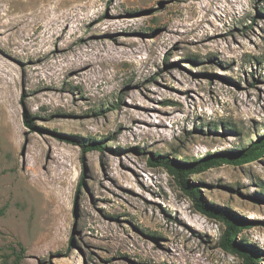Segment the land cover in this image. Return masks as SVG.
<instances>
[{
  "label": "rangeland",
  "instance_id": "374dc122",
  "mask_svg": "<svg viewBox=\"0 0 264 264\" xmlns=\"http://www.w3.org/2000/svg\"><path fill=\"white\" fill-rule=\"evenodd\" d=\"M263 134L264 0H0V264H245L150 159ZM188 180L264 264V154Z\"/></svg>",
  "mask_w": 264,
  "mask_h": 264
},
{
  "label": "trees",
  "instance_id": "16d2710c",
  "mask_svg": "<svg viewBox=\"0 0 264 264\" xmlns=\"http://www.w3.org/2000/svg\"><path fill=\"white\" fill-rule=\"evenodd\" d=\"M24 122L31 129H35V123L33 116L26 110L24 111ZM82 146L83 152H87L95 147L104 148L103 144L99 141L94 140L89 143L83 142L79 139L73 140ZM264 154V134L258 137L256 140L248 145V147L243 149H237L229 152H216L214 154H209L202 158H193V160L178 158H172L168 155H162L161 153L156 154V158L150 159L152 165H165L167 166L173 174L182 189L186 191L193 199L194 205L197 209L204 212L205 214L222 219L226 223V229L224 230L220 244L226 250H230L239 253L245 261V264H259V256H257L258 249L252 247L253 245L245 239L240 241L237 237V233L244 226L245 219H241L230 210L226 208H221L219 206L208 203L200 193V189L193 183H191L188 178L190 174L199 173L210 167L220 164L221 162H229L235 164H243L251 162L258 159ZM84 178L82 179L83 183ZM81 186V183H80Z\"/></svg>",
  "mask_w": 264,
  "mask_h": 264
}]
</instances>
